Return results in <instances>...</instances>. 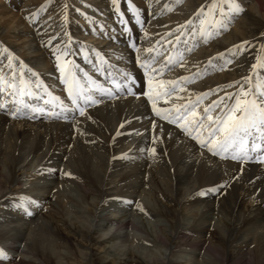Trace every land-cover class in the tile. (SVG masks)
<instances>
[{"label": "bare ground", "instance_id": "1", "mask_svg": "<svg viewBox=\"0 0 264 264\" xmlns=\"http://www.w3.org/2000/svg\"><path fill=\"white\" fill-rule=\"evenodd\" d=\"M210 2L151 0L149 8L148 0H122V21L111 0H0V74L10 76L6 47L17 75L22 61L33 85L29 69L71 109L52 55L67 44L82 82L87 73L112 92H93L99 103L85 116L49 115L51 104L33 98L45 111L15 118L12 98L0 94V250L7 257L0 264H264V154L246 162L212 155L160 121L142 95L138 55L155 58L157 67L173 57L160 78L178 81L184 99L162 98L159 107L195 102L211 89L198 113L227 102L256 57L264 58V0H238L243 11L207 42L199 31L178 28L192 19L198 29L194 13ZM129 3L141 10L142 26ZM34 13L35 23L27 19ZM241 41L250 44L235 53Z\"/></svg>", "mask_w": 264, "mask_h": 264}, {"label": "snow or ice", "instance_id": "2", "mask_svg": "<svg viewBox=\"0 0 264 264\" xmlns=\"http://www.w3.org/2000/svg\"><path fill=\"white\" fill-rule=\"evenodd\" d=\"M121 2L122 0H111V6L117 17L123 21L120 9ZM177 3H179V0H177ZM225 3L228 7L227 12L224 8ZM127 7L136 22L142 26L144 21L142 20L141 10L131 3ZM148 7H152L151 0H148ZM165 7L171 11V8L167 5ZM64 8L66 9L67 5H64ZM41 10H44V6ZM242 11L243 8L238 0H211L210 3L201 5L194 13L199 22L198 29L192 19L187 20L185 25H179L178 28L189 27L193 36L199 31L201 37L207 42L213 31L219 33L221 30H228V18L231 13L239 14ZM35 15H38V13L30 15L27 19L35 23L33 18ZM181 35H184V33L182 32ZM176 39L179 41L180 37L177 36ZM48 43L51 45L52 40L50 39ZM249 44V41H241L239 45L234 46L235 53L240 52ZM131 47L136 49L138 53L140 52L135 43ZM145 51L152 53L153 49L149 48ZM3 53L7 54V72L10 73V76L6 78L4 74H0V94L12 98L15 110L10 109V113L14 118L22 115L25 110L34 113L45 111V109L29 103L33 98L44 99L45 104H51L52 111L49 112V115L59 116L62 112L71 110L78 112L80 116H85L88 106L99 103L92 95L93 92L112 95L111 90L104 93L103 87L92 82L87 73H83V77L88 83L82 82L80 75H78V65L73 60L68 59L72 52L67 44H60L55 47L52 55L55 59V67L59 72L60 82L65 86L64 91L67 93V100L71 104V109L60 96L52 95L51 92L44 90L39 83L37 73L29 69L31 76L36 80L35 85H33V81L27 79L24 74L25 65L22 61L19 63L20 74L17 75L14 67L16 58L6 47L3 48ZM165 59L167 65L173 63L171 54ZM180 59H183V57L181 56ZM256 61L250 65L249 75L242 77L244 85H237V91L232 95L225 94L227 102L224 98L217 99L211 105H205L202 113H198L197 107L200 100L211 94V89L208 93L198 96L195 102L187 100L183 104L173 103L171 107H159L158 102L162 98L164 103L167 104L171 97L178 92H184L185 89L178 81H165L160 78L163 75V68L167 65L157 67L154 66L157 63L155 58L142 60L139 55L137 56V63L143 69L147 86V90L143 91L142 95L151 104L152 113L160 121L175 125L180 132L195 141L200 148H206L212 155L219 156L221 159L230 158L233 161L240 162L251 160L252 153L264 154V78L261 77V72H264V58L258 56ZM212 63L213 61L210 59L209 64ZM123 75L128 81L132 82L133 78L129 74L124 73ZM181 79L188 80L187 77ZM141 87H144V82H142ZM229 87L234 86L230 84ZM127 90L129 93L132 92L131 87H128ZM45 97H51V99ZM176 99L183 100L184 97L176 95ZM3 107L4 105H0V108ZM57 108L59 111L56 110ZM214 112H219V114L214 115ZM156 127V122H153V130ZM156 139L154 136V143ZM146 151L152 155H155L156 152L154 147L147 148ZM259 162L264 163V159ZM220 187L223 188L224 185ZM209 191L216 193L219 189L213 187ZM200 194L204 195L203 192ZM31 203L35 202L31 201ZM18 207L24 208V205L21 203ZM24 210L27 211L26 208ZM141 210L143 211V209ZM6 258L5 252L0 250V259Z\"/></svg>", "mask_w": 264, "mask_h": 264}]
</instances>
